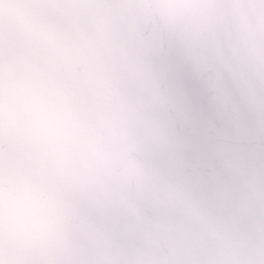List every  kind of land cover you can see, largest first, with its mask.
<instances>
[{
	"label": "snow or ice",
	"instance_id": "6c2138e0",
	"mask_svg": "<svg viewBox=\"0 0 264 264\" xmlns=\"http://www.w3.org/2000/svg\"><path fill=\"white\" fill-rule=\"evenodd\" d=\"M0 264H264V0H0Z\"/></svg>",
	"mask_w": 264,
	"mask_h": 264
}]
</instances>
